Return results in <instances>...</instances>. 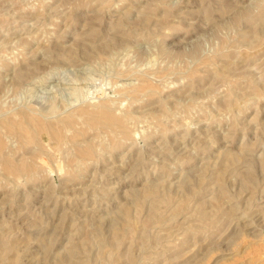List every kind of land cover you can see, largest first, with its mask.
Masks as SVG:
<instances>
[{
	"label": "rangeland",
	"instance_id": "rangeland-1",
	"mask_svg": "<svg viewBox=\"0 0 264 264\" xmlns=\"http://www.w3.org/2000/svg\"><path fill=\"white\" fill-rule=\"evenodd\" d=\"M0 264H264V0H0Z\"/></svg>",
	"mask_w": 264,
	"mask_h": 264
},
{
	"label": "bare ground",
	"instance_id": "bare-ground-1",
	"mask_svg": "<svg viewBox=\"0 0 264 264\" xmlns=\"http://www.w3.org/2000/svg\"><path fill=\"white\" fill-rule=\"evenodd\" d=\"M86 113V112H85ZM88 114V113H87Z\"/></svg>",
	"mask_w": 264,
	"mask_h": 264
}]
</instances>
